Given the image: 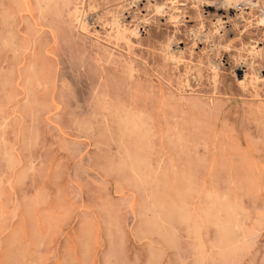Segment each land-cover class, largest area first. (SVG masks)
Returning <instances> with one entry per match:
<instances>
[{
	"label": "rangeland",
	"instance_id": "374dc122",
	"mask_svg": "<svg viewBox=\"0 0 264 264\" xmlns=\"http://www.w3.org/2000/svg\"><path fill=\"white\" fill-rule=\"evenodd\" d=\"M263 33L264 0H0V264H264Z\"/></svg>",
	"mask_w": 264,
	"mask_h": 264
},
{
	"label": "bare ground",
	"instance_id": "6f19581e",
	"mask_svg": "<svg viewBox=\"0 0 264 264\" xmlns=\"http://www.w3.org/2000/svg\"><path fill=\"white\" fill-rule=\"evenodd\" d=\"M187 1V0H186ZM243 1V0H242ZM251 1V0H250ZM257 1V0H256ZM263 1V0H262ZM132 2H133V0H132ZM143 2V1H142ZM155 2V1H154ZM167 2V1H166ZM170 2V1H169ZM168 2V3H169ZM176 2V1H175ZM241 2V1H240ZM245 2V1H244ZM243 2V3H244ZM130 3V2H129ZM135 3V2H134ZM150 3V2H149ZM218 3V2H217ZM219 3H221V2H219ZM227 4H228V2H226ZM232 3V2H231ZM242 3V2H241ZM246 3V2H245ZM178 4V3H177ZM128 5H130V4H128ZM168 5V4H167ZM166 4H165V6H167ZM258 5V4H257ZM83 6V5H82ZM124 6V5H123ZM135 6V5H134ZM138 6V5H137ZM165 6H163V8L165 7ZM182 6V5H181ZM224 6V5H223ZM227 6H229V5H227ZM238 6V5H237ZM246 6V5H245ZM248 6V5H247ZM140 7H142L141 6V4H140ZM162 7V6H161ZM255 7V6H254ZM159 8V7H158ZM169 8H170V6H169ZM239 8V7H238ZM77 9V8H76ZM216 9V8H215ZM220 9V8H219ZM226 9V8H225ZM260 9V8H259ZM165 10V9H164ZM224 10V9H223ZM261 10V9H260ZM169 11V10H168ZM219 11V10H218ZM237 11V10H236ZM78 12V11H77ZM84 12H85V10H84ZM92 12V11H91ZM158 12H159V10H158ZM160 12H161V10H160ZM165 12V11H164ZM88 13V12H87ZM163 13V12H162ZM217 13V12H216ZM222 13V12H221ZM249 13V12H248ZM126 14V13H125ZM155 14V13H154ZM164 14V13H163ZM219 14V13H218ZM77 15V14H76ZM75 15V16H76ZM160 15V14H159ZM204 15V14H203ZM216 15V14H215ZM229 16V15H228ZM231 16V15H230ZM237 16V15H236ZM235 16V17H236ZM239 16V15H238ZM241 16V15H240ZM263 16V15H262ZM89 17H90V15H89ZM173 16H171V18H172ZM187 17V16H186ZM242 17V16H241ZM255 17V16H254ZM95 18V17H94ZM119 18V17H118ZM117 18V19H118ZM126 18V17H125ZM165 18V17H164ZM230 18V17H229ZM259 18V17H258ZM175 19V18H174ZM182 19V18H181ZM231 19V18H230ZM75 20H76V17H75ZM88 20V19H87ZM121 20V19H120ZM129 20V19H128ZM172 20V19H171ZM177 20H179L178 18L176 19V21ZM237 20V19H236ZM242 20H244V19H242ZM77 21V20H76ZM146 21V20H145ZM144 21V22H145ZM263 21V20H262ZM86 22V21H85ZM123 22V21H122ZM125 22V21H124ZM218 22H220V20L218 21ZM256 22H258V21H256ZM255 22V23H256ZM79 23V22H78ZM81 23V22H80ZM87 23V22H86ZM176 23V22H175ZM217 23V22H216ZM262 23V22H261ZM119 24H120V22H119ZM138 24V23H137ZM215 24V23H214ZM217 24H220V23H217ZM238 24V23H237ZM254 24V23H253ZM144 25H145V23H144ZM222 25V24H221ZM224 25V24H223ZM222 25V26H223ZM256 25V24H255ZM109 26H110V24H109ZM122 26V25H121ZM201 26V25H200ZM215 26V25H214ZM250 26V25H249ZM252 26V25H251ZM258 26V25H257ZM260 26V25H259ZM80 27V26H79ZM114 27V26H113ZM116 27V26H115ZM228 27V26H227ZM111 28V27H110ZM139 28V27H138ZM174 28V27H173ZM203 28V27H202ZM218 28V27H217ZM256 28V27H255ZM137 29V28H136ZM237 29V28H236ZM253 29H254V27H253ZM191 30V29H190ZM217 30V29H216ZM222 30V29H221ZM194 31V30H193ZM196 31V30H195ZM139 32H140V30H139ZM202 32V31H201ZM83 33V32H82ZM143 33V32H142ZM189 33V32H188ZM220 33V32H219ZM222 34V33H221ZM264 34V33H263ZM86 35V34H85ZM194 35V34H193ZM224 35V34H223ZM192 36V35H191ZM93 38V37H92ZM192 38H194V37H192ZM230 38V37H229ZM264 38V37H263ZM55 40V39H54ZM251 41V40H250ZM137 43V42H136ZM201 43V42H200ZM212 43V42H211ZM178 44V43H177ZM210 44V43H209ZM256 44V43H255ZM181 46V45H180ZM210 46H211V44H210ZM53 48V47H52ZM177 48V47H176ZM228 48V47H227ZM127 50V49H126ZM170 50V49H169ZM177 50V49H176ZM121 51H123V50H121ZM222 51V50H221ZM170 52V51H169ZM173 53H174V51H173ZM224 53V52H223ZM238 53V52H237ZM253 55V54H252ZM135 56V55H134ZM259 56V55H258ZM238 58V57H237ZM263 58V57H262ZM234 59V58H233ZM241 61V60H240ZM243 61V60H242ZM263 61V60H262ZM147 62V61H146ZM236 63V62H235ZM243 65V64H242ZM141 66V65H140ZM239 69V68H238ZM239 71V70H238ZM240 72V71H239ZM71 73V72H70ZM151 73V72H150ZM235 73H236V71H235ZM72 74V73H71ZM154 74H156V73H154ZM245 74V73H244ZM243 74V75H244ZM263 75H264V73H263ZM238 76V75H237ZM246 76V75H245ZM86 77V76H85ZM250 79V78H249ZM194 80V79H193ZM262 80V79H261ZM83 82V81H82ZM243 82V81H242ZM167 84V83H166ZM239 84H241V83H239ZM81 90V89H80ZM228 97V96H227ZM242 98H244V96L242 97ZM226 99V98H225ZM255 99V98H254ZM227 100V99H226ZM229 100V99H228ZM231 100V99H230ZM228 102V101H227ZM232 134V133H231ZM215 136V135H214ZM247 136V135H246ZM239 138V137H238ZM226 139V138H225ZM240 140V139H239ZM227 141V140H226ZM225 141V142H226ZM241 144V143H240Z\"/></svg>",
	"mask_w": 264,
	"mask_h": 264
}]
</instances>
